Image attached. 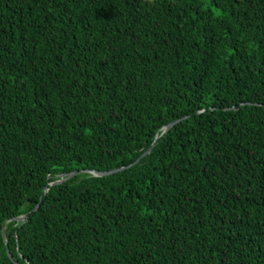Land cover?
<instances>
[{
    "label": "trees",
    "instance_id": "1",
    "mask_svg": "<svg viewBox=\"0 0 264 264\" xmlns=\"http://www.w3.org/2000/svg\"><path fill=\"white\" fill-rule=\"evenodd\" d=\"M0 264H264V0H0Z\"/></svg>",
    "mask_w": 264,
    "mask_h": 264
},
{
    "label": "water",
    "instance_id": "2",
    "mask_svg": "<svg viewBox=\"0 0 264 264\" xmlns=\"http://www.w3.org/2000/svg\"><path fill=\"white\" fill-rule=\"evenodd\" d=\"M175 123H176V121L167 124L164 132L168 131V130H169V129H170ZM84 171H85V170H77V171H74V172H72V173H70V174L63 173V174L59 175V177H58L57 180L51 182L50 185L60 184V183H62L63 181H65V180L71 178L72 176H74V175H76V174H78V173H82V172H84ZM116 171H117V170L101 171V172H99V171H96V170H90L89 172H91V173L94 174V175L104 176V175H108V174L113 173V172H116ZM47 189H48V187H46L45 190H43L44 193L47 191ZM38 207H39V203L34 207V209H33L31 212H29V213H27V214H25V215H22V216H20V217H18V218H15L14 220H16V221H25L26 219H28V218L30 217V215H31L34 211H36V210L38 209ZM3 235H5L4 231H3Z\"/></svg>",
    "mask_w": 264,
    "mask_h": 264
}]
</instances>
